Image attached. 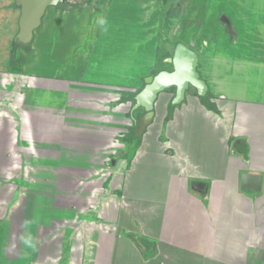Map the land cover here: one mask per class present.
<instances>
[{
	"label": "crops",
	"instance_id": "crops-1",
	"mask_svg": "<svg viewBox=\"0 0 264 264\" xmlns=\"http://www.w3.org/2000/svg\"><path fill=\"white\" fill-rule=\"evenodd\" d=\"M220 3L230 27L222 23L226 50L211 40L215 97L186 94L165 125L156 104L135 140L140 110L94 82L97 65L80 74L65 57L56 74L36 75L23 72L28 59L10 72V42L0 68V118H10L0 124V264H264V0ZM70 27L57 29L63 44L85 35ZM244 172L260 185L241 188Z\"/></svg>",
	"mask_w": 264,
	"mask_h": 264
},
{
	"label": "rangeland",
	"instance_id": "rangeland-1",
	"mask_svg": "<svg viewBox=\"0 0 264 264\" xmlns=\"http://www.w3.org/2000/svg\"><path fill=\"white\" fill-rule=\"evenodd\" d=\"M225 1L65 0L62 3L61 0L54 7H50L43 15V28L36 30L34 40L30 45V57L26 62L27 64L24 65L23 72L45 74L50 71V73L56 74L54 70L60 69L58 67L66 61H63L66 57L70 60L74 58L75 67L80 69L77 73L82 74L86 72V65L89 62L92 65H97L99 69V72L91 71L94 82L108 87L111 85L112 89L114 87L115 93L122 92L124 101L128 99L124 105V110H126L132 102L133 93L144 85L146 76L152 75L163 68H172L171 63L166 59L171 57L176 42L182 41L198 53V71L208 84L209 96L215 97L212 82L216 84L215 79L218 76L212 72L214 67L210 63V60L215 57L212 54L211 40H214L215 44L220 41L219 45L221 46L222 43L223 49L226 50L227 31L222 24L221 17L219 20L220 10L222 9L220 2ZM6 2L0 0V14L2 15L0 19V38L5 40L4 45H0V68H3L2 63L8 57L10 42L14 40L16 32V23L14 22L19 12L18 8L10 4L9 6ZM8 12L12 17L11 22L9 20L8 22L5 21L10 18L6 15ZM101 20L105 23L101 24ZM70 24L74 25L75 28L80 26V29H84L85 35L76 38L71 33L69 41L64 40L63 44V38H58L59 33L63 36L65 31L72 32L74 28H71ZM89 26L94 28V37H96L93 39L90 37V35L92 36L91 31L87 30ZM12 27L14 29L11 31ZM61 27L66 28V30L59 29ZM57 29H59V33ZM85 30L89 31L87 35ZM88 41L90 42L86 44ZM78 43L83 44L76 47ZM2 50L5 51L2 52ZM72 50H74V54ZM77 50L88 53L84 55L76 54ZM68 54L71 56L69 57ZM54 59L56 60L54 61ZM69 65L70 63L65 64V68H68ZM94 68L96 69V66ZM91 70L93 69L91 68ZM224 73L225 71L219 72L220 75ZM10 79H12L11 82L15 83L13 81L15 78L11 74L7 81ZM11 82L9 83L12 84ZM37 94L39 93L37 92ZM186 94L188 96L195 95V89L190 87ZM173 95L174 87L168 88L159 95L156 101L158 115L162 108L165 112L167 110V114L172 112L164 125L170 122L173 111H177L178 108L184 106V102L170 105L168 101ZM6 104L7 109L10 110L11 108L8 107L10 103ZM0 106L2 107V109L0 108L1 111L5 110L4 103L1 102ZM142 114L140 110L138 117L141 118ZM2 115L4 114L2 113ZM8 120L10 121V118L4 119L1 117L0 124L3 126ZM158 126H161V124ZM129 127L134 130L137 129L132 134L133 139L140 137V125L139 128L137 124ZM164 135L162 140L167 142L168 140L166 137L164 138ZM130 141L129 143H131ZM139 142L140 140L135 143ZM3 169L5 168L0 164V172Z\"/></svg>",
	"mask_w": 264,
	"mask_h": 264
},
{
	"label": "water",
	"instance_id": "water-1",
	"mask_svg": "<svg viewBox=\"0 0 264 264\" xmlns=\"http://www.w3.org/2000/svg\"><path fill=\"white\" fill-rule=\"evenodd\" d=\"M15 6L20 9L18 19V32L14 42L21 45H30L35 30L41 24L45 10L49 6L56 5L61 0H14ZM221 20L228 27L230 21L226 15ZM166 61L172 65L171 69H160L155 74L144 78L143 87L134 95L131 112L136 109L144 111L142 126H147L155 114L156 101L159 95L166 89L174 87V95L170 99V105H177L184 102L186 91L193 87L196 95L205 99L208 92V84L200 76L198 71V54L188 44L178 41L174 46L171 57ZM261 183V177L253 173L240 174L241 188H257Z\"/></svg>",
	"mask_w": 264,
	"mask_h": 264
},
{
	"label": "trees",
	"instance_id": "trees-1",
	"mask_svg": "<svg viewBox=\"0 0 264 264\" xmlns=\"http://www.w3.org/2000/svg\"><path fill=\"white\" fill-rule=\"evenodd\" d=\"M65 0H62V3H64ZM16 45V46H15ZM31 52V46L30 45H27V46H24V45H21V44H18V43H15L14 44V41H13V44H12V49H11V55H10V61H9V64H8V68L10 70V72H20L21 71V68H22V65L24 62H26L29 58V53ZM155 74V73H154ZM143 87V86H142ZM141 87V88H142ZM140 88V89H141ZM139 89V90H140ZM137 90V92L139 91ZM133 93V96L137 93ZM209 95V90L206 94V96ZM133 96H132V99H133ZM209 107H211L212 109H215V107L211 104H209ZM173 109V108H172ZM216 110V109H215ZM172 115V112H170V114L167 115V119H169V117ZM142 121L140 120L138 122V125L137 126H141V123ZM142 132L145 130V126L141 129Z\"/></svg>",
	"mask_w": 264,
	"mask_h": 264
},
{
	"label": "clouds",
	"instance_id": "clouds-1",
	"mask_svg": "<svg viewBox=\"0 0 264 264\" xmlns=\"http://www.w3.org/2000/svg\"><path fill=\"white\" fill-rule=\"evenodd\" d=\"M100 23H101V24H104V23H105V21L101 20V21H100Z\"/></svg>",
	"mask_w": 264,
	"mask_h": 264
},
{
	"label": "flooded vegetation",
	"instance_id": "flooded-vegetation-1",
	"mask_svg": "<svg viewBox=\"0 0 264 264\" xmlns=\"http://www.w3.org/2000/svg\"><path fill=\"white\" fill-rule=\"evenodd\" d=\"M170 69H171V68H170ZM165 91H166V90H165ZM165 91H164V92H165ZM139 110H142V109H139ZM140 119L142 120V117H141Z\"/></svg>",
	"mask_w": 264,
	"mask_h": 264
}]
</instances>
